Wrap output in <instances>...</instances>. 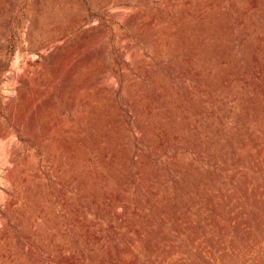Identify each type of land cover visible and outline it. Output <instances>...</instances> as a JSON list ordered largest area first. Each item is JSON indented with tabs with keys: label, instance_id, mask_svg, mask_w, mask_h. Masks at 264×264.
Returning <instances> with one entry per match:
<instances>
[{
	"label": "rangeland",
	"instance_id": "374dc122",
	"mask_svg": "<svg viewBox=\"0 0 264 264\" xmlns=\"http://www.w3.org/2000/svg\"><path fill=\"white\" fill-rule=\"evenodd\" d=\"M124 1L0 0V264H264V0Z\"/></svg>",
	"mask_w": 264,
	"mask_h": 264
},
{
	"label": "bare ground",
	"instance_id": "6f19581e",
	"mask_svg": "<svg viewBox=\"0 0 264 264\" xmlns=\"http://www.w3.org/2000/svg\"><path fill=\"white\" fill-rule=\"evenodd\" d=\"M123 1H124V0H123ZM124 2H125V1H124ZM121 12H122V11H121ZM115 17H116V16H115ZM119 17H121V16H119ZM35 23H36V22H35ZM100 29H101V28H100ZM32 31H33V30H32ZM105 32H106V31H105ZM105 32H104V33H105ZM31 36H32V35H31ZM59 37H60V36H59ZM57 39H58V38H57ZM39 42H40V41H39ZM28 43H29V42H28ZM55 43H56V42H55ZM89 43H90V42H89ZM51 44H52V43H51ZM51 44H50V45H51ZM54 45H55V44H54ZM45 46H47V45H45ZM83 48H84V47H83ZM52 49H53V48H52ZM89 49H90V48H89ZM89 49H88V50H89ZM30 50H31V49H30ZM82 51H83V50H82ZM75 52H77V51H75ZM86 52H87V51H86ZM86 52H85V53H86ZM88 53H89V52H88ZM70 54H71V53H70ZM77 55H79V54H77ZM77 55H75V56L77 57ZM75 56H74V57H75ZM84 56H86V55H84ZM36 57H37V56H36ZM67 57H68V56H67ZM68 64H69V63H68ZM16 66H17V65H16ZM70 67H71V66H70ZM18 69H21V68H18ZM22 71H23V70H22ZM19 72H20V71H19ZM26 73H27V72H26ZM19 74H20V73H19ZM21 75H22V74H21ZM15 76H16V75H15ZM19 79H20V78H19ZM40 82H41V81H40ZM13 85H14V84H13ZM13 85H12V86H13ZM25 85H26V84H25ZM16 87H17V86H16ZM37 88H38V86H37ZM64 88H65V87H64ZM19 91H20V90H19ZM19 91H18V92H19ZM14 93H15V92H14ZM46 102H47V101H46ZM7 125H8V124H7ZM8 130H10V129L8 128Z\"/></svg>",
	"mask_w": 264,
	"mask_h": 264
}]
</instances>
